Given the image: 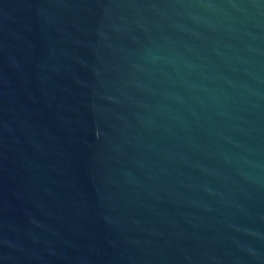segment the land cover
I'll return each mask as SVG.
<instances>
[{"label": "water", "instance_id": "1", "mask_svg": "<svg viewBox=\"0 0 264 264\" xmlns=\"http://www.w3.org/2000/svg\"><path fill=\"white\" fill-rule=\"evenodd\" d=\"M0 264H264V0H0Z\"/></svg>", "mask_w": 264, "mask_h": 264}]
</instances>
